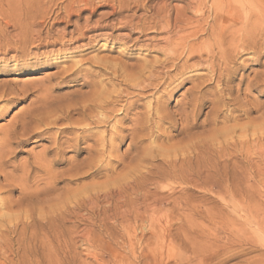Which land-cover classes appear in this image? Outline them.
I'll return each mask as SVG.
<instances>
[{"label":"rangeland","instance_id":"obj_1","mask_svg":"<svg viewBox=\"0 0 264 264\" xmlns=\"http://www.w3.org/2000/svg\"><path fill=\"white\" fill-rule=\"evenodd\" d=\"M88 1L94 8V16L91 20L93 21L103 15L105 19L103 18L102 22L109 26L108 29L85 33L84 36L80 37L81 39H78V37L75 39L76 41L73 40L66 45L67 47L64 46L63 48L59 46L31 48L27 57L23 59L18 58V54L13 51H9L8 55L0 56V84L3 82L14 83V80L15 83H21L24 82V79L29 78L28 76H42L41 78L44 81L40 86L43 88L49 84L48 82H51L50 84L55 83L54 79L58 71L77 63L82 69V72L78 75V81L76 83H64L62 87L60 86L55 90L56 92H53L54 96L68 95L76 91L80 92V95L85 94L89 91V88L83 86L85 82H101L103 86H106L107 92H113L112 99L120 95V98L117 99L118 102L114 104L115 110L126 105L127 101L135 102L129 115H127L128 121L122 124V128L128 129L131 126L130 120L139 119L147 104L154 102L156 96L160 97V93L153 94V90L147 89L144 91L126 89L124 80L116 76H121L122 67H124L122 69H125L126 73H131L136 72L142 64H150L154 60H161L163 56L160 49L164 47L162 39L166 36L150 32H146L145 36L139 34L130 36V28L118 23L119 20L124 16L133 17L134 14L135 19L140 15L149 16L147 14L148 8L165 3L177 10L186 9L185 18L191 22L199 18L194 12L198 0ZM124 1H127L130 8L124 9L120 15H111L113 10H118V5ZM136 1L138 6L135 4ZM207 1H205V4ZM66 2L67 0H2L5 7L11 5L16 8L9 15L10 18L6 20L16 21L20 19L21 21L27 18V20L38 22L40 26L43 24L44 27L45 25V30L50 29L51 25V32H55V29L60 31L63 27H66V39H68L69 32L78 18L77 14L66 17L63 11V6L68 3ZM205 4H203V7L201 6L200 13H204L206 17L209 3ZM81 8L83 9L80 12L81 18L88 17L92 13L90 9ZM44 9L45 12H43ZM41 14H43L42 17ZM80 19L78 20L81 24L82 20ZM62 20L70 22L69 26L68 23ZM180 35L182 34L180 33ZM73 37L76 38L75 35ZM135 38H138V40L133 43L131 40ZM156 44V47L152 46ZM57 49L58 51L55 54ZM250 56L251 54L247 53L242 58L245 59V57ZM44 57L47 58L43 67L33 71L11 72V66L15 62L17 63L20 60L29 61L28 59L33 60V58L43 59ZM263 61L264 57L261 59V62ZM112 67L118 70L116 78L107 75L113 69ZM262 72H264L262 65L248 63L245 67L243 66L232 73L227 84L224 81L222 82L223 85L217 87L218 84L212 82L206 90L212 91L216 87L220 89L227 86L226 91L223 92L224 96L204 95L199 100L201 102L195 110L198 112H195L197 115L193 119L195 127L186 130L188 133L185 131V134L184 132L180 133L183 123L179 121L177 114L182 105L200 96L193 92L198 81L191 78V80L181 82V84H177L179 81L175 82L174 86L176 85V87L172 92L160 97L157 103L154 102V106L162 107L168 112L172 124L168 121L159 123V131L157 130L156 133H129L127 131L119 133L120 137L117 141H111L110 143L114 145V150L110 154L106 152L104 155L106 170L97 174H90L86 179L71 183H65L61 180L60 183L55 185L54 191L40 195L35 199L33 207H35V213L40 211V214L38 213L40 220L46 218V212H48V216L53 214V219L55 218V221L53 220L54 225L50 229L48 227H43L44 229L18 227L15 233H9L5 244L9 247L11 261L14 264H19L15 256L21 255L20 252H24V247L28 251L27 253L24 252L25 254L23 253L27 264H32L36 257L40 258L39 264H48L46 258H50L48 261L53 262L52 264H264V151H262L264 150V93H259L258 90L245 91L246 86L255 80V74ZM191 73L196 76H205L206 72L205 70L196 69ZM34 89H37V91L32 90L34 93L39 90L38 87ZM113 90H116L117 93ZM115 95L117 96L115 97ZM29 102L30 99L18 102L8 110L4 118H0V131L7 124H10L14 116L21 109L26 108ZM214 110L217 113L216 116L213 115ZM122 117L123 115L116 116L110 125ZM227 127L236 130L233 135L234 141L246 142L247 140L242 149L240 147L221 148L220 142L222 139L216 138V136L222 134L218 133L220 129ZM210 128L213 130L210 131ZM109 129L110 127L105 131L108 133L110 132ZM54 130L52 129L48 134H53ZM131 134L134 135L131 137ZM97 136L94 133L89 141L81 144V147L86 148L88 145H93V141ZM188 140H190L189 142L194 140V144L192 142V145L189 142L187 143ZM48 146V141L33 142V139H31L22 151L16 155L14 162H29L33 155H37L41 149ZM246 156L248 157L247 163L244 162ZM87 157L85 149L78 156L71 153L65 155L66 159L78 162L86 160ZM182 159H185L186 162H181ZM235 164L239 170L240 168L246 169L247 173L241 179L242 181L237 180L239 183L237 181L234 183L226 182L223 178L226 172L236 173L239 171L237 168L235 171ZM66 166V164L61 165L56 170L61 171ZM129 167H131V170ZM132 167H135V170L132 171ZM183 179H186V185ZM7 198L11 201H17L20 196L18 192H14L8 195ZM157 198H162L163 201L154 202ZM193 201L196 203H193ZM184 204H197L202 213L196 218L197 228L187 234L191 236L189 237L192 239L190 240L191 245L186 240L185 234L177 229L179 226L178 220L184 217L187 212L180 211L176 214L168 212L172 207H180ZM51 209L54 213H50ZM159 209H162L161 213H167V217L164 220L155 222L156 213ZM57 211L59 212L57 213ZM38 214L35 216L37 220H39ZM149 215H154L155 218ZM230 219L239 226L241 224L243 236L221 233L220 228ZM165 220L168 221L169 225ZM171 221H174V224ZM171 225L174 226L173 230L169 234L165 233ZM151 227L152 229H150ZM259 227H262L263 231ZM155 228L157 234L158 232L160 234L154 233ZM40 230L43 231L40 235L44 237L38 234V238H42H39L38 241L36 236L37 233H41ZM161 234L165 235L163 240H159ZM157 236L159 237L157 238ZM193 244L197 245L203 252L194 253L191 249ZM28 247L32 250V253ZM41 248H45V251L43 250L45 254L41 253L43 252ZM33 249L36 250V253ZM29 253L30 255H27ZM160 254H162V259L153 262L152 257ZM26 262H23V264H26Z\"/></svg>","mask_w":264,"mask_h":264},{"label":"bare ground","instance_id":"obj_2","mask_svg":"<svg viewBox=\"0 0 264 264\" xmlns=\"http://www.w3.org/2000/svg\"><path fill=\"white\" fill-rule=\"evenodd\" d=\"M205 1L206 0L197 1L198 5L195 6L194 12L195 15L199 16V18H196L191 22L185 18L186 9L177 10L165 3L157 4L151 8H148L147 14L149 16L140 15L135 19L134 14L133 17H122L118 23L130 28V36L134 34L145 36L146 32L155 33L157 35H165L166 37L162 39L164 42V47L160 49L163 58L161 60H154L150 64L140 65L136 72L126 73L124 71L125 69H122L124 67H120L122 72L121 76H116L118 70L115 67H112L113 69H111L110 73L107 74L110 77H121L126 84V89H139V91H144L146 89L153 90V94L160 93V97H164L168 93L172 92L174 90V87H176V85L174 86L175 82L179 81L177 84H181V82L191 80V78L197 80L198 83L195 85L193 92L200 96L194 98L191 102H187L182 105V107L179 108V112L177 114V116L179 117V121L183 123V126L181 127L182 131H180V133L184 132V134L186 130L195 127V124H193V119L198 113L195 110L197 108V105H199V103L201 102H199V100L203 98L204 95L211 94L213 96L217 95L219 97H223V92L226 91L227 86H223L220 89H217V87L223 85L222 82L224 81L227 84L231 74L238 69H241L243 66L245 67V65L248 63L254 65H262L264 67V61L261 62L262 57H264V1L208 0V15L206 17L204 13H200L203 4H205ZM67 2V4L65 3L66 5L63 6V11L66 14V17H69L72 14H77V18L80 19V12H82L83 10L81 7H83L84 9H90L92 11L90 16L80 19L82 20L81 24L79 23L80 21L78 19L74 22L72 30H69L70 32L68 39H66V27H63L60 31H57L58 29L56 30L54 28L55 32L53 31V33L50 31L52 30L51 25L50 29L47 28L45 30V25L44 27L43 24L40 26L38 22L34 20H27V18L26 20L22 19L23 21H20V19H15L16 21H13L11 19L6 20L7 18H10L9 15L16 8H13V6L11 5H7L5 7V5L2 4V0H0V56L7 54L9 51H13L14 53L18 54V58L23 59L24 57H27V54L29 53V50H31V48L38 49L56 46L63 48L78 37V39H81L80 37L84 36L85 33L92 31H102L109 28V26L105 25L102 22V19H105L103 15H101V17L99 16V18L93 21L91 20L94 16V8L91 6L88 0H67ZM135 4L136 6H138L137 1L135 2ZM118 8V10L114 9L111 15H120L124 9H129L130 5L127 3V1H124L123 3H120L118 5ZM43 12H45V9ZM6 15L8 16L5 17ZM42 16L43 14H41V17ZM57 19L60 18L58 17ZM65 23H68V21ZM180 33L182 35H180ZM74 35L76 36V38L73 37ZM203 37L206 38L203 39ZM137 40L138 38H135L131 41H133V43H136ZM152 46L156 47L157 44ZM57 51L58 49L55 51V54L57 53ZM50 53H52V51H50ZM247 53L251 54V56L248 58L245 57V59L242 58V56ZM46 58L47 57H44V60L39 58H33V60L28 59L29 61L20 60L17 63L15 62L11 66V72L14 71L12 73H16L17 71H33L34 69L43 67L46 64ZM13 60L15 61V59ZM196 69L205 70V76H196L194 75V73L192 75L191 72L196 71ZM80 72H82L81 67L77 63H74L73 65L58 71L55 75V83L50 84L51 82H48L49 84L47 86L43 85V88L42 86H40L43 83L42 81H44L41 78L42 76H28L29 78H26L27 81L24 79V82L21 83H15L16 81L14 80L15 85L14 83L10 82H1L2 84H0V118H4L8 110H10L18 102H24L30 99L27 107L21 109L19 113L15 115L11 120L12 122L10 121L11 123L7 124V126H5V128L0 131V196H4L0 197V264H14V262L10 259V253L8 251L9 247L5 244L9 233H15L18 227L24 229H28L31 227H48V229H50V227L54 225L53 220L55 221V218L53 219V214H50L51 216H48V212H46L47 217L40 220V211L38 212L39 214L35 213V207H33V202L35 199H37L40 195L48 194V192L50 193L54 191L55 185L60 183L61 180L65 183H71L76 180L79 181L86 179L90 174H97L101 171L106 170L104 155L106 152L110 154L114 150V145H111L110 143L111 141H117V139L120 137L119 133H122L123 131H127L129 133H156V131L159 129V123L168 121L170 124H172L171 117L168 112L162 107L154 106V102L157 103L160 100V97L156 96L154 102H149L147 104L144 113L140 115L139 119L130 120V128H122V124L128 121L127 115H129L131 108L135 105V102L127 101L126 105L122 106L118 110H115L114 104L118 102L117 99L120 98V95H115V97L117 96V98L112 99L111 96L113 92H107L106 86H103L101 82H85L83 86L89 88V91L85 94L80 95V92L76 91L68 95L54 96L53 92L57 90L58 87H62L64 83H76L78 81V75ZM255 76V80L250 82L246 86L245 91L249 92L250 90H258L259 93H264V72L257 75L255 74ZM43 78L45 79V77ZM212 82L216 83V85L218 84L217 87L212 91H207L206 89L210 87ZM36 87H38V89L39 87L41 88L37 93L35 92V94L32 90L37 91V89H34ZM151 87L152 89H150ZM113 91L117 93L116 90ZM216 114L217 113L214 110L213 115L216 116ZM120 115H123V117L120 120L114 121V123L110 125L111 121H113L116 116ZM109 127L110 132L107 133L105 130H107V128ZM52 129H55V132L49 135L48 132ZM212 130L213 129H211L210 131ZM235 131L236 130L234 128L231 129L230 127L222 128L218 131V133H222L221 135L219 134L220 136H216V138L222 139V141L220 142L221 148L225 149L240 147L242 149L245 146L247 140L246 142L233 140ZM94 133H96L98 136L93 141V145H88L86 148H82L81 144L89 141ZM242 133L244 132L242 131ZM132 135L134 134H131V137ZM31 139H33V142L48 141L49 146L47 148L41 149L37 155H33L31 157V161L29 162H14L16 155L22 151V149ZM189 141L190 140H188L187 143ZM191 142L193 143L194 140ZM191 142L189 143L191 144ZM186 145L185 147H187ZM84 149L86 150V153L88 155L86 160H81L78 162L72 159L65 158V155L67 153L78 156ZM241 149L240 151H242ZM171 151L173 152L174 149ZM187 152L184 153L187 154ZM183 156L185 157V155ZM245 158H243L245 159L244 162L247 163L246 161H248V157L246 156ZM184 161L186 162L185 159L181 160V162ZM64 164L67 165L65 169L61 171L56 170L57 167ZM138 165L135 167L137 168ZM135 167H132V171L135 170ZM129 168L131 170V167ZM236 168L239 170V168L236 166L234 168L235 171ZM237 172H226L223 178L226 182L229 181L231 183H234L237 180L240 181L241 179H243L247 173V170L240 168V170ZM122 179L123 177L121 178V180ZM183 181L186 185V179H183ZM14 192L19 193L20 198L17 201H11L7 198L8 195ZM162 201V198H157L154 200V202ZM193 203L196 202L193 201ZM52 211L53 210L51 209L50 213H54ZM161 211L162 209L157 210L155 222H159L162 219L164 220V218L167 217V213L163 214L161 213ZM180 211H186L187 213L184 214L185 216L183 215L184 217L178 220L179 224L176 223L179 225L177 229L179 232L185 234L186 240L189 241L191 245L192 242L190 240L192 239L189 238L191 236L187 234L197 228L196 218L202 213L197 204H184V206H176L168 210V212L174 214ZM58 212L59 211H57V213ZM158 213L161 215H159ZM37 214L39 215V220L35 218ZM151 215L149 216H154ZM173 222L174 221H171V223ZM156 228L155 231H152L157 234L156 230L158 228ZM173 228L174 226L171 225V227L166 229L165 233L169 234L173 230ZM150 229H152V227ZM242 229L243 228L241 224L239 226V224L237 225L230 219V221L228 220L226 224H224V226L220 228V231L224 234H236L243 236ZM259 229L262 230L263 228L259 227ZM42 230H40L41 233H37V238L38 234L40 235L43 233ZM158 234L160 233L158 232ZM164 236L165 235H162L160 237L157 236V238L159 237V240H163ZM39 238L38 241L42 239ZM32 239L34 238L32 237ZM197 243L198 241L196 242V244ZM23 249L25 253L28 252L26 248L23 247ZM191 249L194 253L196 252L199 254L200 251L203 252V250H200L199 247L194 244L192 245ZM43 250L45 251V248L42 249V251ZM34 251L36 253V250ZM44 251L41 253L45 254ZM20 253L21 255L15 257H17V263L19 262V264H23V262H26L24 258L25 253ZM27 255H30V253ZM161 255L162 254L152 257L153 262H157L156 260L160 261L162 259ZM42 259L43 257L41 258V260ZM48 259L46 258L48 264H52L53 262L51 263V261H48ZM33 261V263L39 264L40 258L36 257Z\"/></svg>","mask_w":264,"mask_h":264}]
</instances>
